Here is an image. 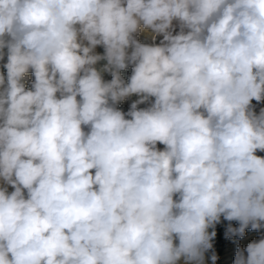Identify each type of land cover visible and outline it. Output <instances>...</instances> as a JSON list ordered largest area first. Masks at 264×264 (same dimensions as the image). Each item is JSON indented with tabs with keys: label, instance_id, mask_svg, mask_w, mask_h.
<instances>
[{
	"label": "clouds",
	"instance_id": "1",
	"mask_svg": "<svg viewBox=\"0 0 264 264\" xmlns=\"http://www.w3.org/2000/svg\"><path fill=\"white\" fill-rule=\"evenodd\" d=\"M0 61V264H205L221 217L264 229V0H0Z\"/></svg>",
	"mask_w": 264,
	"mask_h": 264
},
{
	"label": "rangeland",
	"instance_id": "2",
	"mask_svg": "<svg viewBox=\"0 0 264 264\" xmlns=\"http://www.w3.org/2000/svg\"><path fill=\"white\" fill-rule=\"evenodd\" d=\"M178 31V29H177ZM140 42L142 43H150V34L148 31H143L139 34L137 37ZM162 39V37H157L156 43H159V41ZM96 53L103 55L104 49L102 46H97L95 49ZM6 61V58H5ZM5 61H0V65L4 63ZM106 61L101 60L96 65L97 68L102 67ZM0 71H5L4 69L0 68ZM132 74V68L129 66L127 69L121 71V76L125 79L126 82H128V78ZM103 78L108 81L111 80L112 77L109 73H104ZM28 79L34 80V76L31 72L28 74ZM26 87L30 88L31 85L26 83ZM138 99L137 96L133 95L121 103H119L118 107L123 110L125 113L130 109L131 103ZM253 104L256 105V111L259 112V109L261 107H264V102H261L257 104L256 101H253ZM147 104H141L138 107H146ZM158 148L163 149V145L158 144ZM257 155L264 157V152H257ZM12 189L9 188V191ZM229 225H231L233 228L239 227V223L237 221H227L223 217H221V221L216 224L215 226V232L216 235L212 240L213 249L205 254V264H211L210 256L212 254V251L215 252L218 259L216 260V264H234L236 252L238 249H246L247 245L251 243L253 240H258L261 238L262 235H264V229L261 230H252L250 227L245 229V234L243 237L238 236H230L227 234V230ZM209 231H212V229H209ZM248 235H252V237L247 238ZM236 251L235 254H232L230 252ZM226 257H230L232 260L225 261ZM180 264H183V261L180 262Z\"/></svg>",
	"mask_w": 264,
	"mask_h": 264
},
{
	"label": "bare ground",
	"instance_id": "3",
	"mask_svg": "<svg viewBox=\"0 0 264 264\" xmlns=\"http://www.w3.org/2000/svg\"><path fill=\"white\" fill-rule=\"evenodd\" d=\"M250 237H252V235H248L247 238H250ZM235 252H236V251H233V252H230V253L235 254ZM228 260H232V259H231L230 257H226V258H225V261H228Z\"/></svg>",
	"mask_w": 264,
	"mask_h": 264
}]
</instances>
